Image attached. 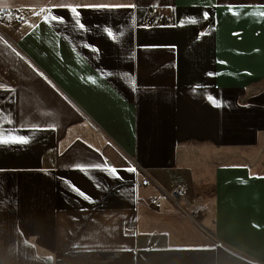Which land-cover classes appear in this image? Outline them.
<instances>
[{
	"label": "crops",
	"instance_id": "crops-1",
	"mask_svg": "<svg viewBox=\"0 0 264 264\" xmlns=\"http://www.w3.org/2000/svg\"><path fill=\"white\" fill-rule=\"evenodd\" d=\"M0 264H264V0H0Z\"/></svg>",
	"mask_w": 264,
	"mask_h": 264
},
{
	"label": "snow or ice",
	"instance_id": "snow-or-ice-1",
	"mask_svg": "<svg viewBox=\"0 0 264 264\" xmlns=\"http://www.w3.org/2000/svg\"><path fill=\"white\" fill-rule=\"evenodd\" d=\"M123 7L135 8L136 6L135 5H115V6H110V5H103L102 4V5H98V6H93V9L99 11V10H111L113 8H123ZM68 11L70 13H77V16H76L74 22L78 25V27L81 30H87L86 26L82 23V19H81L80 15H79V9L76 8V7H71L70 6L68 8ZM203 18L204 19H208V13L207 12L203 13ZM60 21L63 22V18H60ZM192 22L195 23L196 21L193 20ZM98 27H103L106 36L111 38V39H113L114 41L119 40L120 36L123 35V33H120L119 35H116L114 33V31L111 29L110 26H98ZM83 46L86 47V48H89V50L93 51L94 53L98 52V49H96L94 46H90L88 44H84ZM144 47L146 49H150L151 47H155V46H144ZM109 75H112V74L109 73ZM89 79H90V81L92 83H95V79H93L91 77ZM121 79L125 80V82L128 83L129 87L131 88V90L133 92H136L138 90L137 86H136L135 78L133 76H131L130 74H122ZM207 99L212 101L214 106H220L219 104L216 103V101L213 99L212 96H208ZM28 142H30V140Z\"/></svg>",
	"mask_w": 264,
	"mask_h": 264
},
{
	"label": "built area",
	"instance_id": "built-area-1",
	"mask_svg": "<svg viewBox=\"0 0 264 264\" xmlns=\"http://www.w3.org/2000/svg\"><path fill=\"white\" fill-rule=\"evenodd\" d=\"M1 13H12L11 9H2ZM161 19V15L160 13H158V11L156 9H151L149 11L148 17L146 19V21L144 22V26L145 27H151L157 24V22ZM147 180H142V183L147 184ZM172 196L174 201L178 204L180 198H182L183 196V191L182 189H175L172 192Z\"/></svg>",
	"mask_w": 264,
	"mask_h": 264
},
{
	"label": "rangeland",
	"instance_id": "rangeland-1",
	"mask_svg": "<svg viewBox=\"0 0 264 264\" xmlns=\"http://www.w3.org/2000/svg\"><path fill=\"white\" fill-rule=\"evenodd\" d=\"M151 10V9H150ZM158 11V10H157ZM158 13H160L159 11H158ZM160 15H161V13H160ZM161 19H162V15H161ZM161 19L157 22V23H159L160 21H161ZM152 27V26H151ZM148 28V27H147ZM147 180L148 182H147V184H144V183H142V180ZM141 180V183L143 184V185H150V181H149V179H147V178H143ZM174 191V190H173ZM173 191H171L170 193H169V197H170V199H171V201H172V203L176 206V207H180L179 205H181V200H182V198H180V200H179V203L177 204L175 201H174V199H173V196H172V192ZM183 197V196H182ZM191 213H194L195 211H190Z\"/></svg>",
	"mask_w": 264,
	"mask_h": 264
}]
</instances>
